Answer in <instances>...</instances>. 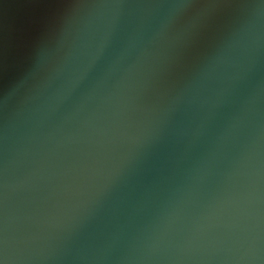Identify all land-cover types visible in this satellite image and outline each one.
Returning a JSON list of instances; mask_svg holds the SVG:
<instances>
[{
  "label": "water",
  "instance_id": "water-1",
  "mask_svg": "<svg viewBox=\"0 0 264 264\" xmlns=\"http://www.w3.org/2000/svg\"><path fill=\"white\" fill-rule=\"evenodd\" d=\"M0 264H264V0H0Z\"/></svg>",
  "mask_w": 264,
  "mask_h": 264
}]
</instances>
